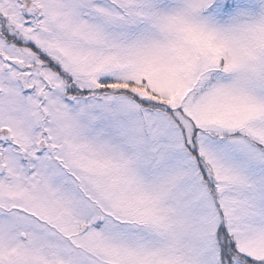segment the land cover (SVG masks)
<instances>
[{
  "label": "snow or ice",
  "instance_id": "obj_1",
  "mask_svg": "<svg viewBox=\"0 0 264 264\" xmlns=\"http://www.w3.org/2000/svg\"><path fill=\"white\" fill-rule=\"evenodd\" d=\"M0 264H264V0H0Z\"/></svg>",
  "mask_w": 264,
  "mask_h": 264
}]
</instances>
